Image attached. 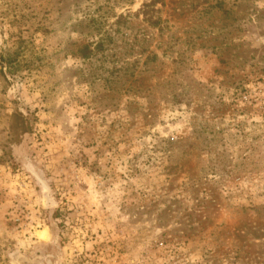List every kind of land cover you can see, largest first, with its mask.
I'll return each mask as SVG.
<instances>
[{
  "label": "rangeland",
  "instance_id": "374dc122",
  "mask_svg": "<svg viewBox=\"0 0 264 264\" xmlns=\"http://www.w3.org/2000/svg\"><path fill=\"white\" fill-rule=\"evenodd\" d=\"M0 264H264V0H0Z\"/></svg>",
  "mask_w": 264,
  "mask_h": 264
},
{
  "label": "trees",
  "instance_id": "16d2710c",
  "mask_svg": "<svg viewBox=\"0 0 264 264\" xmlns=\"http://www.w3.org/2000/svg\"><path fill=\"white\" fill-rule=\"evenodd\" d=\"M11 119L14 123L12 127L11 141L12 143H18L19 139L31 132L32 127L29 119L21 113H14L11 116Z\"/></svg>",
  "mask_w": 264,
  "mask_h": 264
},
{
  "label": "bare ground",
  "instance_id": "6f19581e",
  "mask_svg": "<svg viewBox=\"0 0 264 264\" xmlns=\"http://www.w3.org/2000/svg\"><path fill=\"white\" fill-rule=\"evenodd\" d=\"M43 233V232H42ZM47 232H45V234H46ZM44 234V233H43ZM42 235V234H41ZM43 237V236H42ZM45 238V237H44Z\"/></svg>",
  "mask_w": 264,
  "mask_h": 264
}]
</instances>
